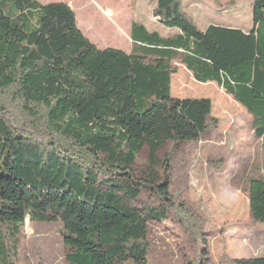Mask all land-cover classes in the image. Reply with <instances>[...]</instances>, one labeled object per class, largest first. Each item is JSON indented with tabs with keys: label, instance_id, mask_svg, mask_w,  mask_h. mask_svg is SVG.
Masks as SVG:
<instances>
[{
	"label": "trees",
	"instance_id": "16d2710c",
	"mask_svg": "<svg viewBox=\"0 0 264 264\" xmlns=\"http://www.w3.org/2000/svg\"><path fill=\"white\" fill-rule=\"evenodd\" d=\"M185 1L153 8L170 34L134 21L130 53L99 49L66 3L11 0V15L0 6V264H19L28 219L62 225L66 264H149L150 224L171 212L192 221L170 177L158 174L174 170L172 153L159 154L204 139L218 120L211 99L172 96L173 62L232 96L264 138V0H252L248 33L202 30ZM145 149L150 164L139 178ZM147 189L152 201L139 205ZM247 197L264 224V177L249 180Z\"/></svg>",
	"mask_w": 264,
	"mask_h": 264
},
{
	"label": "rangeland",
	"instance_id": "374dc122",
	"mask_svg": "<svg viewBox=\"0 0 264 264\" xmlns=\"http://www.w3.org/2000/svg\"><path fill=\"white\" fill-rule=\"evenodd\" d=\"M47 5L66 3L76 13L79 28L99 49L130 53L134 21L170 34L153 16L157 0H37ZM186 0L185 9L199 27L221 25L250 32L252 0ZM227 5V6H226ZM8 14L11 0H0ZM167 31V32H166ZM172 96L177 99L209 98L218 125L197 142L173 151L169 144L159 154L162 161L172 153L174 170L158 169L161 179H171L178 202L192 214L183 222L171 212L166 221L150 224L149 264H224L228 260L264 257V224L253 220L247 197L250 179L264 177V138L254 134V118L234 98L214 83L200 84L180 62L172 63ZM145 149L138 157L139 178L150 164ZM154 191L145 190L137 200L150 203ZM56 223L27 220L20 240L19 264H66V248Z\"/></svg>",
	"mask_w": 264,
	"mask_h": 264
}]
</instances>
